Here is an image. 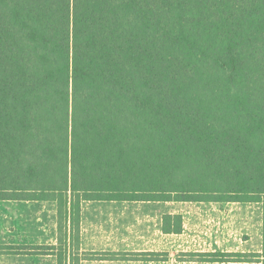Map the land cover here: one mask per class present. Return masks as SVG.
Listing matches in <instances>:
<instances>
[{
	"label": "trees",
	"instance_id": "1",
	"mask_svg": "<svg viewBox=\"0 0 264 264\" xmlns=\"http://www.w3.org/2000/svg\"><path fill=\"white\" fill-rule=\"evenodd\" d=\"M0 200L264 201V0H0Z\"/></svg>",
	"mask_w": 264,
	"mask_h": 264
},
{
	"label": "rangeland",
	"instance_id": "2",
	"mask_svg": "<svg viewBox=\"0 0 264 264\" xmlns=\"http://www.w3.org/2000/svg\"><path fill=\"white\" fill-rule=\"evenodd\" d=\"M167 209L182 215L181 233H170L168 264H261L264 257V201L169 202ZM55 212V203L40 202L30 209L0 202V244L25 243L30 240L27 235H32L33 231L40 235V242L49 240L54 232ZM70 241L71 248L75 247L76 239ZM58 242L56 245L60 250L63 246ZM213 251L243 253L242 258L247 261H215L226 256L212 255ZM165 257L163 253L162 258ZM0 264H57V257L22 258L0 254Z\"/></svg>",
	"mask_w": 264,
	"mask_h": 264
},
{
	"label": "crops",
	"instance_id": "3",
	"mask_svg": "<svg viewBox=\"0 0 264 264\" xmlns=\"http://www.w3.org/2000/svg\"><path fill=\"white\" fill-rule=\"evenodd\" d=\"M0 202L30 209L38 206L40 202L54 203L37 200H0ZM169 202L184 201L82 200L77 240L73 241L76 246L71 248L72 242L68 237L65 246V264H168L170 233L162 229V218L164 214L175 213L167 209ZM52 228L54 229L52 238L42 241L43 243L40 242V235H35L33 231L32 235H27L30 240L25 243H8L0 246H55L58 241L56 212ZM38 232L39 230L36 233ZM5 251L0 254L22 258L57 257L56 250L31 254H14ZM163 253L166 254L164 259Z\"/></svg>",
	"mask_w": 264,
	"mask_h": 264
}]
</instances>
